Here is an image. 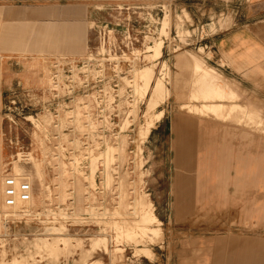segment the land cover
<instances>
[{
    "label": "rangeland",
    "instance_id": "obj_1",
    "mask_svg": "<svg viewBox=\"0 0 264 264\" xmlns=\"http://www.w3.org/2000/svg\"><path fill=\"white\" fill-rule=\"evenodd\" d=\"M39 5L40 12L12 7L0 13V25L27 28L30 48L10 64L37 80L18 81L0 107V193L4 168L26 174L35 186L33 201L20 210L5 208L0 195V264H201L212 259L201 249L220 240L264 242V223L248 218L244 208L202 206L196 198L194 205L179 206L169 151L174 124L192 118L264 134V105L252 102L241 87V72L221 46L226 36L264 26V13L253 0H39ZM161 41L156 56L149 48ZM7 60L0 51V84ZM143 69L148 76L142 82ZM81 76L107 82L100 87L105 94L112 92L108 82L114 78L122 84L106 99L120 100L112 108L118 117L106 123L111 140L94 136L101 116L80 117L92 111V97L73 105L77 129L99 149L87 159L83 179L69 182L63 176L77 166L56 163L53 174L40 143L58 113L49 97L52 82L62 85V103L64 81ZM141 84L150 85L146 100L137 94ZM110 104L103 103L107 121ZM67 118L61 113V126ZM117 147L108 163L107 153ZM31 152L39 163L26 165L17 156Z\"/></svg>",
    "mask_w": 264,
    "mask_h": 264
},
{
    "label": "crops",
    "instance_id": "obj_2",
    "mask_svg": "<svg viewBox=\"0 0 264 264\" xmlns=\"http://www.w3.org/2000/svg\"><path fill=\"white\" fill-rule=\"evenodd\" d=\"M253 4L262 15L264 0H253ZM12 7L42 10L39 0H0V13ZM10 27L15 28L12 34ZM27 31L26 27L15 24L0 25V51L8 56L0 84L1 111L8 89L25 78L29 83L36 80L33 73H26L19 64V68L10 64L28 52ZM221 46L241 72L238 74L241 87L249 93L252 102L264 105V26L253 32L244 30L226 36L221 39ZM183 124H174L171 129L169 149L175 176L173 190L179 206L194 205V198L202 206H237L244 208L248 218L264 223V134L204 117L192 118ZM2 152L4 159L3 148ZM0 195L3 199V189ZM201 251L212 257H206L201 264H264V242L239 245L229 238Z\"/></svg>",
    "mask_w": 264,
    "mask_h": 264
},
{
    "label": "built area",
    "instance_id": "obj_3",
    "mask_svg": "<svg viewBox=\"0 0 264 264\" xmlns=\"http://www.w3.org/2000/svg\"><path fill=\"white\" fill-rule=\"evenodd\" d=\"M85 66L81 67L83 70ZM83 75V74H82ZM64 100L61 103L59 97H60V91L58 90L60 85V82L55 80L52 82V88L49 93V97L52 98L55 101V104L52 106L54 109V112H58L53 117L51 116V126L50 131L44 133L46 141H41V147H42V154L45 153L47 155V161L43 159L42 162L47 164L50 168L53 170L54 174V166L56 163L72 168L73 165L77 166L76 171L73 173V169H67L68 173L63 176V178L69 182L76 181V180H82L83 172L86 171V168L90 166V162L87 161V159H90V154L98 152L99 147H97L95 144L93 145L88 141V135L86 133H83L82 130L77 129L78 126H76L75 116L73 115V105L77 103L80 100L85 99L86 97H92L93 105H92V111H90L91 105H89L90 112L86 113L82 111L81 118L83 119L86 117L85 115L90 114L91 112L95 114L96 116H101L102 118H99L97 121V127L96 135L95 137L99 138H110V140L113 138V135H110V131L107 128V124H113V119L118 117V114H115L112 110L114 108V104L119 102L120 100L117 98L119 96H115L113 98V95L110 96V100H106L107 96H109L113 91L114 94L116 92V89L121 86L122 82L119 80V78H114L112 81L108 82L109 85L112 86L111 90L112 92L109 94H105L104 89H100L103 85H105L107 82L103 80H89L85 78L84 76H81L79 78H68L64 81ZM104 93V94H103ZM5 100V96H4ZM104 102H112V104L109 105L110 113L109 118L110 120L107 121L106 118H103V110H106V106L103 105ZM82 105V104H81ZM79 104V106H81ZM86 105V104H85ZM115 109V108H114ZM108 111V110H107ZM105 111V112H107ZM65 112L67 114V120L66 123L61 126L60 124V116L61 113ZM51 114V112H48L47 114ZM81 113V110H80ZM69 115V116H68ZM106 115V114H105ZM24 121H28L26 117L23 118ZM54 119V120H53ZM103 125H105L103 128ZM108 129V130H107ZM81 131V132H80ZM54 135V136H53ZM101 135V137H100ZM62 136V137H61ZM103 136V137H102ZM73 137V138H72ZM72 138V139H71ZM89 142V144L87 143ZM101 144L103 145V140H101ZM43 144V145H42ZM44 155V154H43ZM17 156H21L19 158L22 163L29 165L30 163L34 164L33 153H21ZM33 156V157H32ZM42 156V155H41ZM36 163H39L40 160L35 159ZM13 163H9L11 165ZM100 176L103 177L104 175L102 172H99ZM3 187H4V207L5 208H15L18 206V204H27L29 203L35 194V186L30 181V177L26 176V174L22 173L21 176H17L12 171L10 172L7 168L3 169ZM54 176V175H53ZM117 177V176H116ZM103 189L104 186H102ZM101 189V188H100ZM103 191V190H102ZM101 194V191L98 192ZM97 193V194H98ZM104 194V191H103ZM5 220V219H4Z\"/></svg>",
    "mask_w": 264,
    "mask_h": 264
},
{
    "label": "bare ground",
    "instance_id": "obj_4",
    "mask_svg": "<svg viewBox=\"0 0 264 264\" xmlns=\"http://www.w3.org/2000/svg\"><path fill=\"white\" fill-rule=\"evenodd\" d=\"M162 41L161 42H159L155 47H152V48H149L150 50H151V52L154 54V55H158L159 53V50H161V47H162ZM156 55V56H157ZM161 55V54H160ZM159 57V56H158ZM207 68V67H206ZM205 68V69H206ZM208 69V68H207ZM150 73V72H149ZM139 74H140V80L143 82V80L148 76V69H143V70H141L140 72H139ZM144 81H146V80H144ZM152 81V80H151ZM149 83H150V81H149ZM144 85V84H143ZM142 84L140 85V86H138V88H137V94L138 95H140L141 96V98L142 99H144V100H146L148 97H149V86L150 85H148L147 84V86H143ZM162 85V84H161ZM160 85V86H161ZM158 86H159V84H158ZM151 90V89H150ZM118 146H120V145H118ZM119 147H117V149H112V150H110L108 153H107V155H106V161L109 163L110 161H113V159H115V157H117V154H116V152L119 150L118 149ZM132 152V151H131ZM105 153V152H104ZM106 182V181H105ZM105 193V192H104ZM3 197H4V189H3ZM32 201V200H31ZM30 201V202H31ZM29 202V203H30ZM29 203H27V204H29ZM26 204V205H27ZM25 205V206H26ZM25 206H21L20 204H18V206H16L15 208H12V209H10V210H20V209H22V208H24ZM106 210V209H105ZM103 212V211H102ZM14 217H18V215H15Z\"/></svg>",
    "mask_w": 264,
    "mask_h": 264
}]
</instances>
